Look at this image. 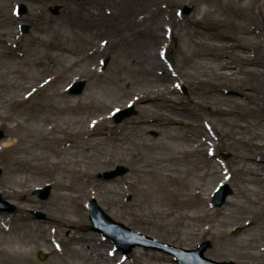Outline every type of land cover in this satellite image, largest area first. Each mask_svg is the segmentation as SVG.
<instances>
[{
	"label": "rangeland",
	"instance_id": "374dc122",
	"mask_svg": "<svg viewBox=\"0 0 264 264\" xmlns=\"http://www.w3.org/2000/svg\"><path fill=\"white\" fill-rule=\"evenodd\" d=\"M105 0H0V14L8 15L11 19H15L16 23L13 26L16 32H19L22 37L26 38L27 47L31 48L35 53V57L28 55L20 56L21 53L10 57L5 49H0V83L9 82L11 86L7 88L2 85V94L0 96V112L12 113L14 120L5 119L4 125L13 127V134L16 140H19L17 145L18 152L16 155L28 158H34L38 154L46 155L53 159L52 151L47 148L35 147L33 131L27 130L25 125L32 127L36 123H43L45 116L50 119H55L60 124H66L81 119L85 121L88 117L92 118L94 112V105H80L76 111L60 112L53 108L42 110L40 112V119L32 115L31 107L34 105L40 106L42 101H48L50 96V84L43 91H37L33 96L25 102H17L15 104L5 103L9 95L15 94L17 98L21 97L20 89L25 85L30 88L35 87L45 79L55 76L72 66V71L66 72L64 78L61 76L55 80L51 85L61 86L66 90V94L70 95L72 100L81 97L82 101L84 93L96 95L97 98L113 102L118 107H126L133 100L131 93H145L147 90H152L159 95L160 98L172 96L176 99L178 105L170 107L168 113H176L182 111L184 108L190 107L191 118L182 117L179 125L182 131H189L196 135L207 136L214 145L211 146L216 151L217 157L223 162L232 161L235 155H238V161L241 162V167L244 166V172H228L225 169L224 177H231L229 183L233 189L232 194L237 197L238 206L232 207L229 215H224V222L220 223L215 231L222 232L228 235L223 239L221 235L214 236L211 233L203 235L192 236L189 231L193 228H182L177 226L169 217H165L163 211L171 212L177 210V197L169 195L166 201H159L156 197L164 196L165 192H156L155 196L148 198L143 188L146 187L151 190L155 177L152 174H142L137 186L125 195V201H131L134 194H137L138 200L141 203V208L144 209L147 216L140 221L130 220L117 213L114 206L108 204L101 197H97V201L105 212H107L115 220L124 223L126 226L132 227L141 233L150 235L161 239L163 242L181 246L186 248H197L202 241L210 240L212 246L205 251L207 257L219 261H235L237 264H264V258L249 257L247 252L248 247L243 246V238L248 237L250 233H258L264 227V23H259V16L262 12L264 14L263 0H158L157 5H152V16L154 21L161 20V28L167 33L166 40L160 44V47L165 50L168 49L169 60L173 62L175 73H170L172 79L165 84L154 83L151 84L146 80L137 82L133 88V92L127 96L121 97L119 92L121 85L129 79H133L132 71L128 65V47L122 41L116 40V43L110 45L106 44L105 39L93 35L91 29L85 28L77 21L79 15L88 14L89 11L101 10L105 6L108 12L119 11V6L110 0L105 3ZM122 3H129L130 0H116ZM105 3V4H104ZM20 4H25L27 12L19 15L17 7ZM256 4L260 9H255ZM242 5L244 8L237 10V16L234 13L236 6ZM59 6V12L55 13L54 9ZM191 8L187 13L185 7ZM147 13V12H146ZM148 15V13H147ZM1 17V18H5ZM7 18V23H8ZM41 19L54 20L53 26L48 28L45 33L40 34L36 25L41 22ZM199 19L201 20L200 22ZM28 25L29 29L24 31L22 27ZM174 30V35L171 36L170 30ZM7 27L5 30H9ZM258 30V32H254ZM253 31V32H252ZM263 33V34H262ZM33 35L44 36H58L62 38L63 43L69 48L71 52H65L63 56H57L59 53L52 51V55L44 57V52L50 51L49 44H32L31 39ZM251 48L255 54H250V51H245L242 47ZM23 47L11 46L10 49L21 51ZM101 50V51H100ZM256 50V51H255ZM92 51L90 57H86ZM4 53V54H3ZM11 55V54H10ZM37 56H43L44 67L49 70L37 73L38 68L34 63ZM255 60L249 64V60ZM108 60V64L104 67L103 63ZM30 63V64H29ZM95 71L97 72L95 74ZM215 72H221L218 78ZM63 73V72H62ZM33 76L35 77L34 80ZM80 76V79H75ZM84 80L85 89L80 94H71L68 92V87L75 81ZM39 82V83H37ZM24 84V85H22ZM16 85V87H14ZM31 90V89H30ZM242 93L238 95L236 92ZM83 95V96H81ZM120 98H122L120 101ZM68 98L57 97L56 101L66 103ZM157 105L162 104L159 99ZM135 105V114L125 118L121 122H117L113 117L115 109L108 110L106 113L111 115V118L106 122L105 126L90 127L91 130L105 131L106 125H118L116 132L121 138L126 133H134L130 130L121 131L119 133V126L126 120L135 119L140 115L141 108ZM183 108V109H181ZM217 109H225V114L216 111ZM214 110V112H212ZM12 119V118H11ZM209 121V122H208ZM2 120H0V123ZM84 123V122H83ZM215 127V130L209 127ZM239 125V126H238ZM45 126V125H44ZM73 126V125H72ZM82 126V125H80ZM209 126V127H208ZM4 127V128H5ZM0 129L3 137L0 138V148L3 140L9 135L6 129ZM33 132V134H32ZM218 133L220 136L218 137ZM29 134H31L29 136ZM62 136V135H60ZM23 139V142L20 140ZM132 139H126L123 142H115L110 138L105 142L102 148L106 152H112L111 162L105 166L91 167L94 172V177L98 180L111 181L114 179H121L129 177L133 173L131 169L133 165L124 160H120L123 156H131L130 153L123 149L129 147L133 151L135 146L132 144ZM66 142H69L68 140ZM126 142V143H124ZM17 144V143H16ZM176 144V145H175ZM172 147H179L180 142L171 143ZM31 146V147H30ZM140 151L145 155L141 163L137 166L148 164L154 160L152 158H159L163 155H170V150L160 148L140 147ZM22 150V151H21ZM81 151V150H80ZM95 153V149L93 150ZM6 153L10 154L11 149L7 148ZM82 153V151L80 152ZM62 155V153H61ZM60 155V156H61ZM64 159L71 158L69 150H65ZM150 159V160H149ZM148 160V161H147ZM8 158L5 154L0 155V167L2 169V176L0 179V191L4 198L11 203H14L17 208L13 212L0 211V214L14 216L15 221L11 225L9 231H0V264L2 258L8 257L7 254L1 251L2 247H8L15 243L22 237L21 231L18 227L26 224V219H31L30 222L35 223L47 217L48 209H57L60 215L65 218H78L80 210H84L85 214L82 216V222L74 220V224L86 228V232L93 235V242L95 240H105V251L108 256V251H115L118 253L117 257L110 256L114 261L112 264H152L155 260L153 254H165L170 256L171 262L180 264L175 256L165 250L158 248H146L143 246L135 247L126 258L122 249H119L115 244L100 231L94 230L89 219V208L85 198L87 194L84 190L74 191L79 197L73 200L71 197L67 199H58L61 192L59 187L54 186V180H72L70 173L62 170H53L50 176L35 177L31 180V185L28 193V199H20L19 196L9 195L5 192V187L2 184L4 178L11 176L14 173L6 170ZM234 164V163H233ZM231 164V165H233ZM117 165L127 167L128 171L122 176L115 178H103L100 172L114 169ZM132 166V167H131ZM171 167H179L185 170L186 166L172 162ZM238 166V165H235ZM239 167V166H238ZM96 171V175H95ZM206 169H195L189 181L195 183H209L211 189L206 194L209 197L207 207L213 210H218L222 206H215L213 204V194L221 186L222 183L217 178H207L201 181L199 175L206 172ZM183 176L186 173H182ZM28 179L27 173H15L16 179ZM28 176V177H27ZM51 185L52 192L47 199H42L36 194V188ZM151 185V186H150ZM22 189V187L15 186ZM177 184L171 186V189H178ZM95 196L90 195L89 200ZM229 198V197H228ZM193 197V201H196ZM37 201L31 203V201ZM88 200V201H89ZM227 202V201H226ZM223 204V206L226 204ZM48 203L46 208L44 204ZM34 204V205H31ZM199 206H192L190 210L198 211ZM36 211H41L45 214L44 217L37 215ZM251 220L256 221L254 225ZM73 222V221H72ZM202 229L204 223L198 222ZM31 230H39L38 234L42 238H37L39 248L34 253L35 259L42 264H53L60 259V251H58V242L44 239L46 234L51 232H44L48 228V224L33 225ZM28 228V227H26ZM239 229L238 233L235 230ZM249 229H252L251 231ZM184 233V234H183ZM70 230L66 227L61 231V236L64 237L67 253L73 255L74 259H70L65 252L62 257L64 264H77L78 257L69 251L70 248L76 245L69 244L68 236ZM60 239V238H59ZM58 239V240H59ZM25 240V239H24ZM16 241V242H17ZM264 242L259 241L257 244L261 245ZM57 249V250H56ZM40 251L47 253V258L42 260L39 257ZM145 253L139 257V253ZM69 255V256H70ZM139 257V258H138ZM75 260V262H73Z\"/></svg>",
	"mask_w": 264,
	"mask_h": 264
},
{
	"label": "bare ground",
	"instance_id": "6f19581e",
	"mask_svg": "<svg viewBox=\"0 0 264 264\" xmlns=\"http://www.w3.org/2000/svg\"><path fill=\"white\" fill-rule=\"evenodd\" d=\"M44 1V0H36ZM110 1V0H107ZM112 1V0H111ZM105 3L106 0L104 1ZM104 3V4H105ZM119 11L108 12L105 6H102L101 10L89 11L88 14L79 15L77 21L81 23L85 28L91 29L93 35L106 40V44L109 42L110 45L116 43V40L122 41L124 45L128 47V67L132 71L133 79L126 80L120 87L119 92L122 94L121 97L127 96L133 92L134 86L139 81H148L151 84L162 83L165 84L170 81L173 77L170 73H175V67L173 62L169 60L167 50L160 47L161 43L166 40L165 36L167 28L165 30L161 28V20L154 21L152 16V5H157L158 0H130L129 3H122L121 1L114 0ZM242 5L236 6V11L232 12L237 16V10L243 9ZM148 15H147V13ZM0 14V49H5L6 53L10 57H13L17 53H21L20 56L28 55L29 57H35L36 53L27 47L26 38L22 37L19 32H16L13 26L16 23L15 19L8 18L7 15ZM8 18V23H7ZM201 20L199 19L198 22ZM38 32L40 34L45 33L48 28L53 26L54 20L52 19H41V22L36 21ZM9 27V30H5ZM171 36L174 35V30H170ZM32 44H49L50 51L44 52V57L52 55V51H56L59 54L57 56H63L65 52H71L69 48L63 43L62 38L58 36H36L33 35L31 42ZM11 46L23 47L20 52L18 50L10 49ZM101 51V50H100ZM92 51L86 57H90L93 54ZM2 51H0V54ZM4 54V53H3ZM11 54V55H10ZM53 56V55H52ZM54 57V56H53ZM34 63L38 66L37 73L40 75L41 72L48 71L47 67H44L43 56H37ZM30 64V63H29ZM72 66L65 68L64 71L55 76L45 79L33 88L24 85L21 89V97L17 98L15 94L9 95L5 101L7 104H15L17 102H25L29 100L33 94L37 91L43 92L48 85L57 80L60 76L64 78L66 72L72 71ZM97 72L95 71V74ZM215 75L219 78L221 72H215ZM35 77L33 76V79ZM75 79H80V76H76ZM36 80V79H34ZM49 86L51 92L48 101H42L39 103L40 106L34 105L31 107L32 115L40 119L39 115L42 110L53 108L60 112L76 111L80 108V105H94V112L92 118H87L85 121L75 120L66 124H60L55 119L46 117L41 123H36L32 127L25 125L27 130L33 131L32 136L34 137L33 146L39 148H47L52 151L54 156L53 159L46 155L41 156L38 154L34 158L22 157L16 155L18 152L17 145L19 140H16L13 134V127L7 125L5 127V119L14 120L12 113L0 112V129L4 128L8 131L9 135L1 143L0 155L5 154L8 158L6 164V170L14 173L11 176L4 178L2 184L5 187V192L9 195L19 196L20 199H28V193L31 185V180L35 177L50 176L53 170H62L66 173H70L72 180H54V186L59 187L61 192L57 196L58 199L71 197L73 200L77 199L79 195H76L74 191L78 192L84 190L87 194L85 201L88 202L89 196L93 195L94 198L101 197L108 204L114 206V209L122 216L129 217L130 220H141L147 216L141 203L138 200L137 194H134V198L131 201H125V195L132 189L133 186H137L140 181L142 174H152L155 177L153 186L148 190L144 187L142 192L150 198L155 196L156 192H165L164 196L156 197L157 200L163 202L169 199V195L177 197V210H171V212L163 211L165 217L171 218L176 221L177 226L182 228H193L189 231L192 236L203 235L205 233H211L214 236L221 235L223 239L227 238V234L217 232L215 229L220 223H223L224 215H229L232 207L238 206L236 195H232L227 199L224 206L218 210L210 209L207 207L209 197H206L208 191L211 189L209 183H195L189 181L192 173L195 169L203 170L199 175L201 181L206 180L208 177L215 179L217 178L220 183H229L231 177H224L225 169L228 172H244V166H240L241 162L237 159L238 155L232 159V161L223 162L217 157L216 151L211 148L214 143L205 135L192 134L189 131H182V127L179 125L182 117L191 118L190 107L181 108L182 111L173 114L168 113L170 107L178 105L176 99L167 96L160 98L156 92L147 90L143 93H131L132 103H136L141 108L140 115L135 119L124 121L120 126L119 133L121 131H132L134 133H126L123 137L118 138V134L113 130L118 125H106L108 128L105 131L91 130L90 127L105 126L106 122L111 118V115L106 113L108 110L115 109L114 113L121 107L116 106L113 102L107 103L102 99L96 97V95L84 93L86 100L82 101L81 97L72 100L70 95L66 94V90L62 89L61 86ZM5 85L7 88L11 86L9 82H1L0 88ZM16 87V85H14ZM0 89V95L3 93ZM31 89V90H30ZM240 94L238 91H236ZM83 96V95H81ZM2 97V96H0ZM57 97L68 98L66 103L56 101ZM122 98H120V101ZM162 100L161 105H157L158 100ZM123 102V101H122ZM222 114H225V109H217ZM214 112V110L212 111ZM12 118V119H11ZM84 122V123H83ZM209 122V121H208ZM45 125V126H44ZM73 125V126H72ZM82 125V126H80ZM239 126V125H238ZM209 127V126H208ZM209 129L215 130V127H209ZM31 134H29L30 136ZM62 135V136H60ZM218 137L220 134L218 133ZM17 138V137H16ZM115 142H123L126 139H132V144L135 146L134 151L129 147L123 149L130 153L131 156H123L120 160H124L127 163H131L133 173L129 177H123L121 179H114L111 181L98 180L94 177V172L90 169L95 167H101L111 162L112 152H106L102 146L108 139ZM69 142H66V141ZM23 142V139L20 140ZM180 142L179 147H172L171 143ZM17 143V144H16ZM126 143V142H124ZM176 145V144H175ZM31 147V146H30ZM140 147L149 148H160L170 150V155H163L159 158H152L154 160L148 162V164L137 166L138 163L144 159L145 155L140 151ZM10 148L11 153L7 154L6 149ZM70 151L71 158L64 159L62 156L65 150ZM95 149V153L94 150ZM82 153H80L81 151ZM22 151V150H21ZM62 153V155H61ZM61 155V156H60ZM150 160V159H149ZM148 161V160H147ZM186 166L185 170L179 169V167H171L172 162ZM234 163V164H233ZM233 164V165H231ZM238 165V166H235ZM132 167V166H131ZM27 173L28 179H16L15 173ZM186 173L185 176L182 173ZM96 175V171H95ZM51 177V176H50ZM177 184L178 189H171V186ZM15 186L22 187V189L16 188ZM193 197H196V201H193ZM37 201H31L36 203ZM34 205V204H31ZM47 208L48 203L44 204ZM192 206H199L198 211H192ZM49 213L43 220H39L32 224L30 218L26 219V224H22L19 228L22 237L14 244L8 247H2L1 251L7 254L8 257L2 258V264H42L39 263L34 253L39 248L37 238H42V235L38 234L39 230H31L33 225L45 226L48 224V228L44 231L51 232L49 235L46 234L44 239L49 241L58 242L57 249L60 251V259L65 256V252L70 259H74L73 255L67 253L63 247L65 245L64 237L61 236V231L66 227L70 230L68 236L69 244L76 245V247L70 248L69 251L74 253L78 257L77 264H112L114 259L110 258L109 255L117 257L118 253H113V250L108 251V256L102 249L105 248V240H95L93 242V235L86 232V228L74 224V220L82 222V216L85 211L80 210L78 218L73 216L72 218H65L60 215L57 209H48ZM15 221V217L0 214V231H9L11 225ZM73 221V222H72ZM203 222L204 227L201 229L198 226V222ZM251 222L256 225L255 220ZM28 227V228H26ZM250 231L252 229H249ZM6 232V231H5ZM184 234V233H183ZM60 238V239H59ZM25 239V240H24ZM59 239V240H58ZM259 241L264 242V227L258 233H250L248 237L243 238V246L248 247L250 250L247 252L249 257L253 258H264V243L259 245ZM56 249V250H57ZM145 253H139V257ZM70 255V256H69ZM138 257V258H139ZM60 259L55 261L53 264H64ZM155 260L152 264H174L171 262V258L165 254H153Z\"/></svg>",
	"mask_w": 264,
	"mask_h": 264
},
{
	"label": "water",
	"instance_id": "95a60500",
	"mask_svg": "<svg viewBox=\"0 0 264 264\" xmlns=\"http://www.w3.org/2000/svg\"><path fill=\"white\" fill-rule=\"evenodd\" d=\"M58 11H59V7H56L55 12L58 13ZM185 11L187 13H189L191 11V8L186 6ZM25 12H26V6H25V4H22L20 6V13L23 14ZM28 29H29V26L25 25L24 30L27 31ZM105 64H107V61ZM84 87H85V82L79 81V82L74 83L69 88V91L71 93L79 94L83 91ZM134 112H135L134 106H131L127 109H123L117 115L116 120L119 122V121L123 120L125 117H128V116L134 114ZM0 137H2V134H0ZM126 172H127V168H125L124 166H117L116 169L102 172L100 174V176H102L104 178H114V177H117L119 175H123ZM1 173H2V170L0 168V177H1ZM222 188L223 189L222 190L220 189V191L216 194V197H215V204L219 205V206L225 202L227 196L229 194H231V192H232L231 187L228 184H226ZM50 192H51L50 186L37 189V193L41 196V198H44V199L49 197ZM89 207L91 209L90 219L93 223V228L103 230L105 232V234L109 235L127 253L131 252L136 245H144V246H148V247H159L161 249L162 248L173 249L177 253L183 252V253H187V254H194L195 258L192 261L183 257V255L182 256L179 255L180 259L185 264H236L233 261L218 262V261H215L211 258L206 257L204 255V252L209 247H211L212 244L210 241L202 242V244H200V246L197 249H193V251L182 249V248H177V247H170L168 245L163 244L162 242H160L157 239H154L150 236L139 233V232L135 231L134 229L125 226L123 223L114 220L111 216H109L106 212L103 211V209L98 205L95 198H93L90 201ZM15 209H16V207L13 204H11L9 201L5 200L3 198L1 192H0V210L14 211ZM38 215L41 216L43 214L38 213ZM115 231H122L128 235L131 234V235L136 236L138 238L132 239V241L128 245H125L122 242V238L120 236H118ZM39 256L42 259H45L47 255L45 252L42 251V252H40Z\"/></svg>",
	"mask_w": 264,
	"mask_h": 264
},
{
	"label": "flooded vegetation",
	"instance_id": "af4514ba",
	"mask_svg": "<svg viewBox=\"0 0 264 264\" xmlns=\"http://www.w3.org/2000/svg\"><path fill=\"white\" fill-rule=\"evenodd\" d=\"M263 1H264V0H263ZM260 21H261V23H264V18H262V17L259 16V23H260ZM252 32H253V31H252ZM254 32L256 33V32H258V30H255ZM263 33H264V32H263ZM263 33H262V34H263ZM242 49L244 50V52H245V51H250V52H249L250 54H255V52L252 51L251 48H248V47L243 46ZM255 51H256V50H255ZM253 61H255V60H254V59H253V60H252V59L249 60V64H252Z\"/></svg>",
	"mask_w": 264,
	"mask_h": 264
}]
</instances>
